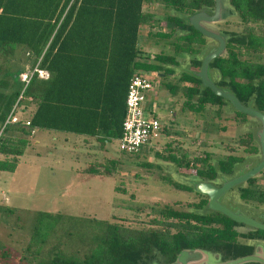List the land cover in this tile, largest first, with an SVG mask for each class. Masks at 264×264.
Wrapping results in <instances>:
<instances>
[{
	"label": "trees",
	"instance_id": "trees-1",
	"mask_svg": "<svg viewBox=\"0 0 264 264\" xmlns=\"http://www.w3.org/2000/svg\"><path fill=\"white\" fill-rule=\"evenodd\" d=\"M153 1L183 15L214 7V0H0V128L21 95L18 108L26 112V108L33 107L20 123L5 125L0 141V171L15 170L18 157L28 145L27 137L34 130L93 138L103 149L122 135L126 93L134 74L171 72L166 67L178 66L180 55L191 57V67H200L197 56L207 40L175 16L165 18L168 32L153 35L167 41L174 37L169 42L173 53L142 52L140 28L153 26L154 20L151 13L144 11V5ZM228 2L237 14L241 32L229 33L224 55L210 67L220 73L218 86L228 87L244 105L253 98L255 108L264 112V0ZM148 35H152L151 31ZM38 62L39 68L48 71L49 79L33 76L24 88L20 75ZM159 86L183 99V111L219 117L226 104L186 74L180 75L178 84ZM235 117L247 120L238 112ZM236 146L250 154L258 152L250 133L240 137ZM163 159L178 167L194 168L204 181L216 176L208 154L179 158L171 153ZM242 160L229 156L219 161L220 170L230 175ZM101 164L89 166L87 173L108 176L119 163L108 160ZM164 180L177 190H190ZM255 180L240 190V197L264 203V188L257 189ZM144 217L122 221L113 216L100 223V235L92 238L94 247L84 259L58 252H52L49 259H39L41 253H37V259L30 264H151L156 259L155 252L162 258L158 263L169 264L183 249L225 251L232 258L240 255L235 243L240 234L233 228L236 223L221 214L204 217L165 206L152 215L144 213Z\"/></svg>",
	"mask_w": 264,
	"mask_h": 264
},
{
	"label": "rangeland",
	"instance_id": "rangeland-1",
	"mask_svg": "<svg viewBox=\"0 0 264 264\" xmlns=\"http://www.w3.org/2000/svg\"><path fill=\"white\" fill-rule=\"evenodd\" d=\"M144 11L151 13L154 20L153 26L146 24L140 28L142 52L171 54L170 40L153 35L169 31L165 18L173 16L174 10L153 1L144 5ZM211 27L217 32L240 33L242 26L232 14ZM178 61L185 66L189 59L180 55ZM180 71H176L175 82ZM146 74L157 85L146 103L155 107L161 130L137 155L120 153L118 140L100 149L96 141H84L81 136L36 130L35 135L27 137L28 145L18 157L15 170L0 171V264H30L37 259V253H41L39 259H49L52 252L84 259L94 247L92 238L100 235L99 224L113 216L122 221H135L141 216L144 219V213L152 215L174 202H181L177 208L186 209L187 203L195 201V194L178 191L165 183L164 178L178 168L156 153H173L179 158L208 154L212 163L232 151L247 157L236 146L237 140L258 132L259 123L250 118L249 124L238 122L226 106L220 109L219 117L183 111V99L171 96L159 86L163 78ZM32 109L29 106L23 112L20 107V119H25ZM108 160L119 163L113 174L87 173L89 166L105 165ZM170 178L175 181L173 175ZM258 183L264 185V179Z\"/></svg>",
	"mask_w": 264,
	"mask_h": 264
},
{
	"label": "water",
	"instance_id": "water-1",
	"mask_svg": "<svg viewBox=\"0 0 264 264\" xmlns=\"http://www.w3.org/2000/svg\"><path fill=\"white\" fill-rule=\"evenodd\" d=\"M175 12V11H174ZM236 15L234 9L230 6L228 0H214L213 9L202 8L192 15H183L175 12L173 16L180 18L186 25L193 27L206 40L207 43L197 58L201 61L199 68H193L188 65H178L171 68L176 74H186L201 82V89L208 88L212 93L225 101L227 109L233 112H239L250 119L259 123L258 132L252 134L253 140L258 148V155L252 158H246L244 162L235 165L233 173L222 175L218 165H214L219 180L224 184L217 188L211 182H203L197 177L185 178L183 176L172 174L175 182L191 189L194 193L207 196L209 198L208 206L201 212L195 214L205 216L207 212L221 213L236 224H243L248 228L264 230V219L256 221L246 215L250 211L248 206L242 204L239 196H233L230 193L233 189L242 188L247 180L258 176L264 170V112H260L254 106V100L251 98L246 105L242 104L234 93L228 87H220L217 82L221 79L220 73L212 69L210 64L225 53V47L228 36L223 32L215 31L211 26L225 21L231 15ZM179 75V77H180ZM173 172V171H172ZM225 199V203L222 201ZM259 262V255L254 254L233 261L221 262L220 257L211 251L203 249H184L169 264H246ZM263 262V261H262ZM151 264H159L157 260Z\"/></svg>",
	"mask_w": 264,
	"mask_h": 264
},
{
	"label": "built area",
	"instance_id": "built-area-1",
	"mask_svg": "<svg viewBox=\"0 0 264 264\" xmlns=\"http://www.w3.org/2000/svg\"><path fill=\"white\" fill-rule=\"evenodd\" d=\"M33 76H37L38 79L43 81L49 79L48 71L39 68L38 62L32 70L20 75V81L24 84V88L27 87ZM156 86V83L143 72L136 73L130 78L125 99L122 135L118 139L120 153L129 156L137 155L142 147L159 136L161 124L156 116L155 107L146 103L148 95ZM21 99L22 95L12 108L4 126L0 128V141L5 125L17 124L22 121L17 114L18 103Z\"/></svg>",
	"mask_w": 264,
	"mask_h": 264
},
{
	"label": "flooded vegetation",
	"instance_id": "flooded-vegetation-1",
	"mask_svg": "<svg viewBox=\"0 0 264 264\" xmlns=\"http://www.w3.org/2000/svg\"><path fill=\"white\" fill-rule=\"evenodd\" d=\"M231 32H233V31H231ZM231 32L224 31L223 33L225 35H227L228 38H229V33H231ZM176 36L177 35L175 34V37ZM173 38L170 39V42L173 40ZM226 45H227V43H226ZM168 46L172 49L170 44H168ZM172 53H173V50H172ZM164 54H166V53H164ZM171 54H167V55H171ZM186 57L189 59L188 63L191 65V63H190L191 57L187 56V55H186ZM178 60H179V57L177 58V61ZM178 63H179V61H178ZM172 67H174V66L170 65V66L166 67L167 69H170L171 72H161V73L157 74L158 77L163 78V80H161L159 84H161V83H173L174 77H175V73L171 70ZM169 78H171V80ZM167 79H169L170 81L167 82L166 81ZM178 79H179V77H178ZM178 79L176 80V82L174 81L173 84H178ZM235 114H236V112H234V115ZM248 118L249 117H247V119ZM236 120H237V118H236ZM237 121L242 123V124H249L247 122V120L246 121L237 120ZM234 122H236V121H234ZM250 134L252 135L251 132H250ZM242 151H243L244 155H246L247 157L238 156L236 154H233L234 151H232V153L227 154V156H225L223 158H220L216 162H213V163H212L211 157L209 155V157H210L209 162L213 166L216 164L219 167V161L226 160L227 157H229V156L243 158V160L241 162H239V163H242V162H244V160L246 158H249V157L252 158V157L258 155V152L255 153V154H250V153H247L244 149H242ZM155 155L157 157L160 156L161 158L167 157V156L159 155V153L158 154L156 153ZM205 156H206V154L203 155V156H198V157H205ZM176 167L178 168V170L173 171V172L171 171L170 175L177 174V175L183 176L185 178H189V177H193V176L197 177V175L195 174V169L194 168L187 169V168H184V167H178V166H176ZM234 167H235V165H234ZM234 167L231 170L232 172H233ZM218 169L220 170V167ZM184 171H186V172H184ZM220 173L222 175H226V173H223L221 170H220ZM170 175L166 176L165 178L168 179L171 183H176L172 178H170ZM261 178L264 179V170L258 176L247 180V182L245 183V185L242 188H238L236 190L233 189L232 191H230V193L233 194V196H239V199H240V201L242 202L243 205L249 207L250 211H246V215L250 216L252 219H254L256 221H259V222L261 220L263 221V219H264V203H256V202H252V201H243L241 199V197H240V190L243 189V188L248 187L250 185L248 182L250 180H252V179H256L253 182V185L257 189H260V188L263 189L264 185L258 183L259 179H261ZM198 179H200V178H198ZM201 181H203V182H211L217 188H220L224 184L223 182H221V180L218 179L217 174H216L214 180H209V181L208 180L207 181L201 180ZM166 184L169 185L168 183H166ZM176 184H178V183H176ZM178 185H180V184H178ZM169 186H172V185H169ZM183 187H185V186H183ZM185 188H187V187H185ZM178 191H180V190H178ZM183 192L194 193L191 189L189 191H183ZM194 194H195V197H196L195 201L192 202V203H187V205H186L187 208L186 209L177 208V207H180L181 202H180L179 205L171 204V205H167V206H169L170 208L175 209V210L179 209V210L187 211V212L193 213V214H195L196 212H201L205 208H207L209 198L207 196L199 195V194H196V193H194ZM222 201L225 202V199L223 198ZM174 203H176V202H174ZM200 204H202V205L199 208H197L196 206H198ZM212 214H221V213H217V212H211L210 213V212H207V214L204 217H207L209 215L211 216ZM233 228L238 234H240V235H238L236 237V242H235L237 245H239V249H237V250L240 251V255H238L237 257L232 258V254H230V256H228L225 253V251H224V253L221 252V251L220 252L219 251H211V250L210 251L213 252L214 254H217L220 257L221 262H223V263L227 262V261H233V260H236V259H240V258H243V257H247V256H250V255L257 254V255H259V262H252V263H246V264H264V230H257V229H253V228H248L247 226H245L243 224H236V226H234ZM243 246H247L248 248H250V250L249 251L246 250ZM155 256H156L155 260H157V261L162 259L161 256L159 255V253H157V252H155ZM159 264H162V261Z\"/></svg>",
	"mask_w": 264,
	"mask_h": 264
},
{
	"label": "crops",
	"instance_id": "crops-1",
	"mask_svg": "<svg viewBox=\"0 0 264 264\" xmlns=\"http://www.w3.org/2000/svg\"><path fill=\"white\" fill-rule=\"evenodd\" d=\"M35 131H36V130H34V131H33V134H34V135H35ZM84 139H86V140H93V141H95V139H93V138H84Z\"/></svg>",
	"mask_w": 264,
	"mask_h": 264
}]
</instances>
